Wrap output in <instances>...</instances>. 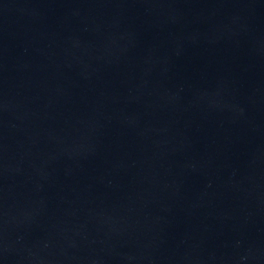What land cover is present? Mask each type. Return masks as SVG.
Wrapping results in <instances>:
<instances>
[{
	"label": "water",
	"instance_id": "obj_1",
	"mask_svg": "<svg viewBox=\"0 0 264 264\" xmlns=\"http://www.w3.org/2000/svg\"><path fill=\"white\" fill-rule=\"evenodd\" d=\"M0 264H264V0H0Z\"/></svg>",
	"mask_w": 264,
	"mask_h": 264
}]
</instances>
